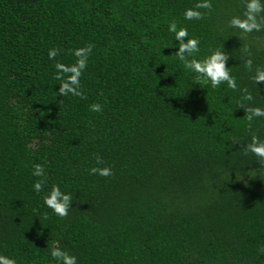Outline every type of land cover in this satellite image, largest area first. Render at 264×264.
I'll use <instances>...</instances> for the list:
<instances>
[{"label": "trees", "instance_id": "obj_1", "mask_svg": "<svg viewBox=\"0 0 264 264\" xmlns=\"http://www.w3.org/2000/svg\"><path fill=\"white\" fill-rule=\"evenodd\" d=\"M211 2L188 21L197 0H0V255L57 264L60 247L78 264H264V169L241 149L253 133L264 140V117L249 128L240 107L264 108V84L250 79L264 67V31L242 38L227 27L241 0ZM172 21L200 40L196 59L225 51L237 90L196 82ZM88 44L85 98L58 96L55 64ZM97 154L113 176L90 174ZM35 164L47 178L39 194ZM53 184L72 196L66 218L43 203Z\"/></svg>", "mask_w": 264, "mask_h": 264}, {"label": "clouds", "instance_id": "obj_2", "mask_svg": "<svg viewBox=\"0 0 264 264\" xmlns=\"http://www.w3.org/2000/svg\"><path fill=\"white\" fill-rule=\"evenodd\" d=\"M244 11L242 15L232 16L227 23V27L230 29L238 30L241 33L242 38H246L248 34L253 32L264 31V3L262 0H241ZM213 8L211 0H197V3L192 8L185 9L183 17L185 20H203L206 13L200 11V9H206L211 12ZM168 31L174 34L175 40L178 42V51L175 52L176 57L182 62L183 67L192 73H195V79L197 83H205L215 89L222 84H226L229 89L237 90L236 77L231 75L229 67L226 66L229 56L225 51L216 49L210 52L204 59H196L195 54L200 51V40L198 38H188L189 33L186 27H178L175 21H172L168 25ZM94 45L88 44L81 48L72 50V54L76 57V60L71 65H66L61 62L55 64L56 75L55 79L60 81V87L57 95L67 97L69 95L80 97L84 99V93L81 90V76L83 71L87 68L88 58L92 52ZM243 52L248 58L244 60V67L253 72V60L251 59V51L246 46ZM59 54V50L52 48L48 52V58L50 60L55 59ZM250 79L254 84H264V67L257 66L254 70V74L250 76ZM244 93L242 101H252L253 96L247 88L241 89ZM240 107L245 111V119L248 122V127L251 128L254 119L264 117V108L247 106L241 102ZM91 112H102L103 106L99 103H94L89 106ZM238 141L234 140L233 143ZM242 152L245 156L251 154L257 158V162L261 169H264V140H261L258 135L253 133L251 135V141L246 145H242ZM96 164L98 166L90 169V174L99 175L101 177H111L114 175L111 167H99L104 164V160L100 155L95 156ZM33 170V176L44 177V179L37 180L33 184V190L39 194L44 190V184L46 182V176L44 167L41 164H35ZM251 175H255L253 170ZM250 175V177H251ZM43 203L46 207L50 208L52 212L60 217L66 218L69 214V208L72 205V196L65 192H62L58 184H53L47 195L43 197ZM261 253H264V248L260 249ZM50 256L52 260H55L57 264H78L77 257L70 254L67 250H62L60 247H52L50 250ZM0 264H17L14 258L0 255Z\"/></svg>", "mask_w": 264, "mask_h": 264}]
</instances>
